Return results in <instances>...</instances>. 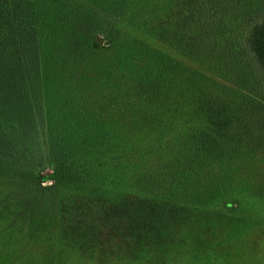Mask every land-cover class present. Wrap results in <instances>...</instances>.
Listing matches in <instances>:
<instances>
[{
    "label": "rangeland",
    "instance_id": "obj_1",
    "mask_svg": "<svg viewBox=\"0 0 264 264\" xmlns=\"http://www.w3.org/2000/svg\"><path fill=\"white\" fill-rule=\"evenodd\" d=\"M37 1L55 81L113 161L80 245L58 247L49 194L32 211L5 191L0 264H188L200 226L224 238L223 264H264V76L244 42L264 1ZM96 35L110 43L91 51ZM60 94L45 95L59 103L52 134L33 137L42 157L48 137L81 136L58 125Z\"/></svg>",
    "mask_w": 264,
    "mask_h": 264
},
{
    "label": "trees",
    "instance_id": "obj_2",
    "mask_svg": "<svg viewBox=\"0 0 264 264\" xmlns=\"http://www.w3.org/2000/svg\"><path fill=\"white\" fill-rule=\"evenodd\" d=\"M36 1L0 0V212L5 205L12 208L3 199L5 191L11 199L19 198L18 206L23 201L24 204L29 203L32 211L37 205L35 200L41 194H49L51 202L48 208L57 218L55 235L60 248L63 242L83 243L91 225L86 221L92 222L106 196V189H102L106 178L99 170L112 163L113 153L106 150V142L101 143L100 137L87 138L88 134L93 136L97 133L84 126L80 112L68 108L71 99L63 93L68 83L55 81L52 61L44 57L48 43L44 41V31L36 29L41 25L33 13ZM222 18L223 15L216 11L209 22H221ZM104 36L92 37L88 48L91 51L105 49L110 41L106 45ZM244 42L264 76V18L250 25ZM53 92L62 93L61 102L64 100L59 109L58 125H63L64 129L68 126L76 128L81 136L66 137L62 133L60 139L48 137L47 152L42 157L33 145V137L36 129L43 136L54 131L51 124L54 114L51 111L55 106H49L48 100L56 98L59 103V99L45 96ZM129 117L132 123L134 118ZM67 119L71 125L62 124ZM103 133L98 132L99 135ZM98 151L102 153L98 155ZM14 216L21 218L17 212ZM31 217L32 214L28 213L22 220L31 221ZM83 226H86L84 232L74 236ZM191 229V237L196 241L189 242L192 248L187 253L188 264H223L226 260L224 238L215 235L207 226Z\"/></svg>",
    "mask_w": 264,
    "mask_h": 264
}]
</instances>
